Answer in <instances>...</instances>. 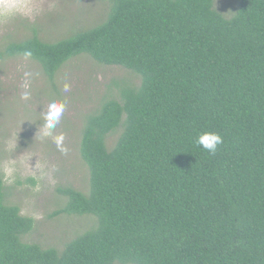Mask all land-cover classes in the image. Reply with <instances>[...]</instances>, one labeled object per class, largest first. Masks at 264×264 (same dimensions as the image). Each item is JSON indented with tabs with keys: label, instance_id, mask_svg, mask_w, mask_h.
I'll use <instances>...</instances> for the list:
<instances>
[{
	"label": "trees",
	"instance_id": "trees-1",
	"mask_svg": "<svg viewBox=\"0 0 264 264\" xmlns=\"http://www.w3.org/2000/svg\"><path fill=\"white\" fill-rule=\"evenodd\" d=\"M111 2L99 26L0 52L51 83L82 53L141 77L86 118L88 192L59 189L55 213L94 214L95 227L60 251L22 241L33 218L5 202L0 176V264H264V0L230 18L214 0ZM207 131L223 139L215 155L195 143Z\"/></svg>",
	"mask_w": 264,
	"mask_h": 264
},
{
	"label": "rangeland",
	"instance_id": "rangeland-1",
	"mask_svg": "<svg viewBox=\"0 0 264 264\" xmlns=\"http://www.w3.org/2000/svg\"><path fill=\"white\" fill-rule=\"evenodd\" d=\"M239 3L214 0V8L230 18ZM111 6V0H0V52L10 42L34 33L54 42L99 26ZM140 82L138 74L98 64L84 53L68 60L55 74L53 83L28 57L0 58V176L4 180V200L34 221L22 241L60 251L73 238L95 227L94 214L55 213L67 201L59 189L73 187L88 192L89 170L79 155L86 118L99 109L105 98L120 100L123 87H137ZM65 84L69 86L67 92ZM25 92L28 99L22 98ZM53 99L66 107L60 123L46 137L43 116ZM120 128L107 135L109 149L120 135ZM60 133L67 153L58 151L53 142Z\"/></svg>",
	"mask_w": 264,
	"mask_h": 264
},
{
	"label": "clouds",
	"instance_id": "clouds-1",
	"mask_svg": "<svg viewBox=\"0 0 264 264\" xmlns=\"http://www.w3.org/2000/svg\"><path fill=\"white\" fill-rule=\"evenodd\" d=\"M26 76L30 75L28 73H25ZM27 87V85H26ZM68 85H64V90L67 92L68 91ZM23 99H28V93L25 92L24 96L22 97ZM65 103L62 101L58 100H50L48 103V107L46 112L44 113L43 119H44V136H51L52 131L57 127V125L60 123L61 118L63 116V113L65 111ZM53 142L56 145V148L58 151L61 153H67V148L64 146V135L63 133H60L58 135H55L53 137ZM195 143L202 147L204 150H206L209 154L215 155L217 152V148L219 145L223 143V139L220 134L216 132H202L200 133L196 140Z\"/></svg>",
	"mask_w": 264,
	"mask_h": 264
}]
</instances>
